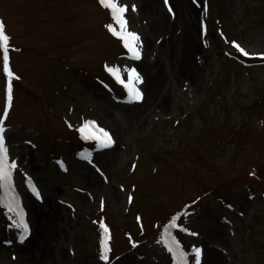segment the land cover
Returning a JSON list of instances; mask_svg holds the SVG:
<instances>
[{"label": "rangeland", "instance_id": "rangeland-1", "mask_svg": "<svg viewBox=\"0 0 264 264\" xmlns=\"http://www.w3.org/2000/svg\"><path fill=\"white\" fill-rule=\"evenodd\" d=\"M117 3L140 37L139 60L109 32L118 26L99 0H0L16 164L11 190L0 188V264L39 254L46 264H176L159 239L166 228L188 264L194 247L201 264H264V61L244 62L231 43L264 52V0ZM106 66L125 81L135 68L142 99H127ZM157 84L162 93L144 103ZM6 87L0 55V116ZM86 120L114 144L83 139ZM13 197L29 225L23 241L9 222ZM174 216L180 227L169 228Z\"/></svg>", "mask_w": 264, "mask_h": 264}, {"label": "snow or ice", "instance_id": "snow-or-ice-1", "mask_svg": "<svg viewBox=\"0 0 264 264\" xmlns=\"http://www.w3.org/2000/svg\"><path fill=\"white\" fill-rule=\"evenodd\" d=\"M169 0H164L165 5H168ZM196 0H193L195 3ZM99 3L110 9L111 17L114 24L117 27H114L113 24H108L106 27L109 32H111L114 36L118 37L122 42L124 47L131 54L133 59H140V51H139V40L140 37L137 33L129 31L127 28V20L125 17V13L127 11L126 5H121L117 3V0H99ZM132 10L135 11V6L133 5ZM169 12H172V8H168ZM9 36L5 32V24L3 21H0V55H2L3 61V72L7 77V87H6V110L5 113L0 116V188H5L11 190L12 187V176L13 169L16 168L15 162L9 161L8 149L6 147V136L5 133L7 131L4 120L7 116V108H9L12 104L13 100V78L14 72L10 68V43ZM232 46L236 49L237 53L244 57H252L258 56L261 59H264V52H249L244 47H242L236 41H232ZM106 71H108L117 82L122 84L124 88L127 90L128 98L132 101H140L142 99V93L140 89H138L135 85L141 81L140 74L136 71L135 68H127L123 69V71L127 72V80L125 81L121 72L122 69L112 66H106ZM18 79V77H16ZM71 126V125H69ZM81 136L85 140H94L98 148H109L114 144V140L111 134L106 131L104 128L98 127L95 121L86 120L78 129ZM29 186L31 187L33 193L39 198L40 193L37 191L36 187L32 185L31 180H29ZM13 197L12 201L7 205L9 211H15L16 217L18 219L14 223V227L21 230V241L29 234V225L25 221L24 214L19 210L18 206L14 207ZM131 200V197H129ZM177 217H173L169 223V228H178L180 227L177 222ZM101 228L103 230L104 236L101 239V253L100 259L103 261H108L110 259L109 252L110 248L108 246L107 240L109 239L108 228L101 223ZM181 231L187 232V228H181ZM191 235L195 236L197 233L192 232ZM165 245L168 248V251L172 254L173 259L176 264H188L187 253L180 247L179 242L175 239V237L171 236V233L168 232V229H165ZM135 246V244H133ZM194 254L195 264H201V253L202 250L199 247H194L192 249Z\"/></svg>", "mask_w": 264, "mask_h": 264}, {"label": "bare ground", "instance_id": "bare-ground-1", "mask_svg": "<svg viewBox=\"0 0 264 264\" xmlns=\"http://www.w3.org/2000/svg\"><path fill=\"white\" fill-rule=\"evenodd\" d=\"M162 89L163 87L162 86H158V84L156 86H154L152 89L150 88L149 89V98L145 99L144 103L147 101V102H153L154 98H158L159 94L162 93ZM151 93V94H150ZM155 102V101H154ZM161 102L163 103V100H161ZM160 103V102H159ZM38 260L40 262H43V263H47L49 261V258L48 256L46 257V254H39L36 256V258L34 259V261H18L16 263H13V264H36L38 263ZM8 264H12V263H8Z\"/></svg>", "mask_w": 264, "mask_h": 264}]
</instances>
